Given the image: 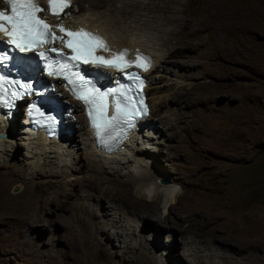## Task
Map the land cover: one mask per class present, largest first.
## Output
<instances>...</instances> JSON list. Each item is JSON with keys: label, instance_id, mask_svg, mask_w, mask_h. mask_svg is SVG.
<instances>
[{"label": "rangeland", "instance_id": "rangeland-1", "mask_svg": "<svg viewBox=\"0 0 264 264\" xmlns=\"http://www.w3.org/2000/svg\"><path fill=\"white\" fill-rule=\"evenodd\" d=\"M75 1L116 44L166 60L148 78L149 157L103 162L75 114L70 150L38 159L13 123L0 145V264H264V0H235L233 19L225 0H125L124 13L122 0ZM161 185L177 194L168 215Z\"/></svg>", "mask_w": 264, "mask_h": 264}, {"label": "snow or ice", "instance_id": "snow-or-ice-1", "mask_svg": "<svg viewBox=\"0 0 264 264\" xmlns=\"http://www.w3.org/2000/svg\"><path fill=\"white\" fill-rule=\"evenodd\" d=\"M5 3L8 10H0V35L6 37L7 52L12 54V59L21 65L22 70H32L33 62L38 58L36 69L42 66L44 75L62 81L73 99L83 105L96 143L110 151L137 117L147 115L139 91L144 81L136 72L129 70L148 71L151 64L149 58L137 52L133 60H128V53L123 49L107 58L97 55V51H108L107 44L99 36L82 28L70 30L60 22L50 25L38 17L41 8L34 0H5ZM46 3L49 14L59 21L64 10L70 8L71 0H46ZM54 44L61 45L68 53L53 47ZM17 52L22 55L16 56ZM8 59L9 56L0 51V64ZM81 65H91L93 69L110 68L122 73L125 80L132 82L136 95L133 96L132 88L126 89V86L101 90L92 80L85 78ZM31 90L29 83L9 81L0 76V103L4 106H9V101L5 100L9 93L11 99H19ZM29 108L44 117L49 125L55 123L53 116H44L33 105Z\"/></svg>", "mask_w": 264, "mask_h": 264}, {"label": "bare ground", "instance_id": "bare-ground-1", "mask_svg": "<svg viewBox=\"0 0 264 264\" xmlns=\"http://www.w3.org/2000/svg\"><path fill=\"white\" fill-rule=\"evenodd\" d=\"M89 1V0H88ZM118 1V0H117ZM210 1H212V0H210ZM215 1V0H214ZM240 1V0H239ZM108 2H112V0H90L89 1V3H91V5H92V7L93 8H98V9H100V8H102V6H105L106 4H108ZM115 2V1H114ZM121 2V4H120V6L118 7V9L119 10H117V11H119V12H121V13H124V12H126V8L127 7H130V6H132L133 4H132V2H130V1H125V0H122V1H120ZM194 2V1H193ZM223 2V1H222ZM234 3L235 2V0H225V3H226V8H225V10H226V12H227V15H228V17H230V19H233L234 18V14L235 13H237L238 12V7L236 6V5H234V6H232V4L231 3ZM202 3V2H201ZM201 3H199V5L201 4ZM76 4V1L74 0V5ZM110 4V3H109ZM114 4V3H113ZM213 4V3H212ZM222 4V3H221ZM231 4V7H229L228 8V6ZM112 5V4H111ZM195 5V4H194ZM225 5V4H224ZM135 6V5H134ZM179 6V5H178ZM215 6V5H214ZM136 7V6H135ZM144 7V6H143ZM204 8V7H203ZM213 8V7H212ZM221 8H222V6L221 7H217V9H216V14H218L220 11H222L221 10ZM228 8V9H227ZM75 9H76V6H75V8H74V6H73V8H72V10H71V12H72V14H73V16H74V21L75 22H77L78 24H80L79 26H87L88 28H92V29H97L99 32H102V33H104L108 38H109V40H110V43L112 44V45H114V46H118V47H122V46H124V47H130L131 48V50H132V52H133V50H134V48L135 47H137V50H139L140 52H142V53H146V54H153V60H152V68L149 70V72L147 73V86H146V88H144V93L145 94H147L146 95V97L148 96V92H150V91H152L153 89H155V88H152V86L154 85H151L150 83L152 82L150 79H149V82H148V78H150V72L154 69V70H156V69H158L159 68V66H160V63L161 62H165L166 60H164V59H159L160 57H158V56H156L155 55V53L153 52L154 50H152V48H147V47H144V46H142L141 44H136L134 41H131L130 39L127 41L128 42V44L127 43H125V42H119L118 44H116V42H114L113 40H111L110 39V37L108 36V34H107V32L105 31V29L104 28H102L101 26H100V24H96L95 22H92V21H89L88 19H86L85 18V16H86V14H85V11H87V10H84V9H82V8H79V10H78V12L77 13H75ZM242 9V8H241ZM127 10H128V8H127ZM199 11V10H198ZM244 11V10H243ZM183 12V11H182ZM204 12V11H203ZM198 13V12H197ZM129 14V13H128ZM205 14V13H204ZM206 14H208V13H206ZM224 14H225V12H224ZM126 15V14H125ZM223 15V14H222ZM236 15V14H235ZM191 16V15H190ZM198 16V15H197ZM202 16V15H201ZM139 17V16H138ZM199 17V16H198ZM206 17V16H205ZM183 18V17H182ZM189 18V17H188ZM201 18V17H200ZM138 19V18H137ZM208 19V18H207ZM203 20H205V19H203ZM210 20V19H209ZM219 20V19H218ZM223 21H224V19H222ZM199 21V20H198ZM208 21V20H207ZM228 21V20H227ZM219 22H221V21H219ZM229 22V27H232L233 26V21H228ZM236 22V21H235ZM217 23V22H216ZM237 23V22H236ZM190 24V23H189ZM208 23H206V25H207ZM210 24V23H209ZM208 24V25H209ZM157 25V24H156ZM168 25V24H167ZM204 25V24H203ZM213 25V24H212ZM218 25H220V24H218ZM223 25V24H222ZM227 25V24H226ZM223 26H225V24L223 25ZM228 26V25H227ZM68 28H74V24L73 23H71L70 25H68L67 26ZM184 27V26H183ZM185 27H186V24H185ZM193 27V26H192ZM210 27V26H209ZM208 27V28H209ZM214 27V26H213ZM220 27V26H219ZM236 27V26H235ZM205 28V27H204ZM207 28V27H206ZM212 28V27H211ZM103 29V30H102ZM189 29V28H188ZM210 29V28H209ZM208 29V30H209ZM219 29V28H218ZM218 29H216V30H218ZM168 30V29H167ZM177 30V29H176ZM201 30H202V28H201ZM212 30V29H211ZM165 31V30H164ZM173 31H174V29L171 27V29H169V33H168V35L169 36H172L173 35ZM212 31H214V30H212ZM217 32V31H216ZM225 32H226V30H225ZM228 32V31H227ZM166 33V32H165ZM179 33V32H178ZM192 33V31L191 30H188V31H183L182 33H181V35H182V37L183 38H186V35L187 34H191ZM211 34V33H210ZM214 34V33H213ZM177 35V34H176ZM179 35V34H178ZM194 35V34H193ZM178 37H180V36H178ZM194 37V36H193ZM201 37V36H200ZM131 38V37H130ZM178 39V38H177ZM180 40V39H179ZM187 40V39H186ZM173 41H174V39H173ZM175 41H177V40H175ZM181 43L183 42V40L182 41H180ZM169 43V42H168ZM186 45V44H185ZM186 46H188V45H186ZM220 47V46H219ZM175 48V47H174ZM183 48V47H182ZM173 49V48H172ZM171 49V50H172ZM178 49V48H177ZM171 50L169 49V52H167V54L169 55L170 54V52H171ZM174 52V51H173ZM176 54V53H175ZM181 54H183L182 53V51H181ZM173 55V54H172ZM148 75H149V77H148ZM155 83V82H154ZM109 85V84H108ZM151 85V86H150ZM155 91V90H154ZM149 99H151V98H149ZM153 104V102H152V99L150 100V104ZM156 108V107H155ZM151 111H152V109H151ZM150 111V112H151ZM2 117V116H1ZM0 117V118H1ZM58 117V116H57ZM148 117H151V114H150V116H148ZM78 119H80L79 121H80V123L82 124V120H81V117H77ZM149 122L151 123L150 124V127L148 128V130L150 131L151 129H152V127H154L153 125H156V124H153L152 122H153V119H151L150 118V120H149ZM13 123H15L16 124V122H10V123H6V125H4L3 124V122L2 121H0V145H4L6 142L7 143H9L10 141H9V139H8V137L10 138V137H12L13 135H14V131H16L15 129L16 128H10L11 127V125L13 124ZM14 124V125H15ZM13 125V126H14ZM73 127H75V124H73ZM80 127H82L81 125H80ZM19 128V127H18ZM17 128V129H18ZM19 129H25L24 128V126L23 127H21L20 126V128ZM82 129H84L83 127H82ZM154 129H156V131H158V128H154ZM6 132V133H5ZM25 133L24 134H26L25 135V137L26 136H28V141L26 142V145H27V147L28 148H30V149H32V150H34L36 153V155H35V157L36 158H38V159H40V157L41 156H43V155H45L46 156V154H47V156L48 155H50V154H52V153H54L55 154V156H58V153H57V151L59 150H61V152H67V151H69V150H67V146H68V143L69 142H72V143H75L76 141L75 140H73V139H69L67 142H65V143H62L61 141H58V140H56V139H49V140H47V139H44V137L42 136V134H41V132L39 131V132H37L36 131V133H26V131H24ZM149 134H150V132H149ZM88 135V134H87ZM1 136H3V137H5L6 136V138H3V137H1ZM148 136H152V134H150V135H148ZM24 137V138H25ZM1 138H3V139H1ZM27 140V139H26ZM73 140V141H72ZM149 142V141H148ZM90 143H91V140H90ZM128 145V144H127ZM145 147V146H144ZM37 151H39V153H37ZM58 151V152H59ZM99 151V150H98ZM120 152L122 151V150H119ZM145 150L143 149V148H140V149H138L137 151H136V153H135V159L137 160V158L138 159H140L139 157H144V158H148L149 157V154L145 151ZM100 155H99V157H100V159H102L103 160V162L105 161V162H108L109 163V158L110 157H115V156H117L118 154H120V153H117V154H115V153H113V154H111V155H108V154H105V153H102V152H100L99 153ZM133 154H134V150H132V153H129L127 156H121L122 157V159H128L129 157H132L133 156ZM65 156H66V154H65ZM61 157H63V154H62V156ZM60 157V158H61ZM55 158V157H54ZM57 158V157H56ZM134 158V157H133ZM129 160V159H128ZM142 160H143V158H142ZM124 161V160H123ZM141 161V160H140ZM129 161H127V163H128ZM131 162V161H130ZM129 162V163H130ZM155 165V164H154ZM131 166V165H130ZM135 168V167H134ZM159 174V173H158ZM160 176H162V175H164L163 173H160L159 174ZM135 180H137V179H139V180H146V175H144L143 173H142V175H140V176H134L133 177ZM152 184V183H151ZM170 187H166V186H162L161 185V188H162V190H163V194H164V196L165 197H170L171 198V203L170 204H168L167 205V208H166V212H167V214L166 215H168L169 214V212H171L172 211V208H171V204H173L174 203V201L176 200V195L177 194H175V186H173V185H169ZM173 186V187H172ZM151 189V188H150ZM149 189V190H150ZM176 193H178V192H176ZM148 195V194H147ZM150 196V195H149ZM148 196V197H149ZM167 197V198H168ZM169 199V198H168ZM2 201H4V198H0V202H2ZM172 213V212H171ZM156 213H155V211H153V212H151V215H155ZM150 215V216H151ZM193 215V214H192ZM195 218H197V216L196 215H193ZM167 219H171V218H168V216H166V218L164 217V221H168ZM173 219L175 220L176 219V222H173V224H172V227H175V228H177L178 229V231H179V233H180V235L181 234H183V232H184V230H182L180 227H181V225L182 224H186L185 222H184V220H183V218L181 217V219H180V216H175V217H173ZM172 221V220H171ZM204 221V220H203ZM191 225V224H190ZM246 228H247V226H246ZM214 232V231H213ZM203 238V237H202ZM210 241H212V242H215V241H219L221 244H222V241H220V240H218V238H216V237H210ZM231 244V243H230ZM230 244H227V242H226V247L228 248V249H230V251H232V252H237V253H239L240 251H239V247L238 248H236V247H232ZM233 245V244H232ZM238 246V245H237ZM241 249V248H240ZM236 253V254H237ZM231 257L232 256H229V257H226V259L227 260H229V259H231ZM234 257V256H233ZM232 260V259H231ZM229 262V261H228ZM233 264V263H232Z\"/></svg>", "mask_w": 264, "mask_h": 264}, {"label": "clouds", "instance_id": "clouds-1", "mask_svg": "<svg viewBox=\"0 0 264 264\" xmlns=\"http://www.w3.org/2000/svg\"><path fill=\"white\" fill-rule=\"evenodd\" d=\"M71 15H72V14H71ZM69 18L72 19V20H70V21H71L74 25H76L75 22H74V16L72 15V18H71V16H70ZM76 23H77V22H76ZM77 24H78V23H77ZM101 35L103 36L104 39H106L107 42L110 43L109 38H108L104 33L101 32ZM110 44H111V43H110ZM111 45H112V44H111ZM112 46H113V45H112ZM122 47H124V46H122ZM127 48L131 49L130 47H127ZM134 49H137V47H135ZM152 65H153V64H152ZM151 68H152V67H151ZM146 95H147V94H146ZM146 99H147V101H148L149 104H150V101H149L148 96L146 97ZM148 107H149V109H150V105H149ZM150 111H151V109H150ZM150 111H149V115H148V116H150V114H151ZM148 116H147V118L144 120V122H143V120H142V124H144L142 128H139L137 131H134V130H131V131H130L128 142H124L123 146L120 147V148H121L120 150H122L121 152L118 151V152L115 153V154H117V153H120V154H118V155L115 156V157H110V158H109V162H110V163L115 162V161H120L119 158H120L121 156H127L129 153H132V150H134V153H136V151H137L138 149H140V148H146V147H147V143L143 140V138H144V137H148V135H150V134H149V130H148V128L150 127V122H149L150 117H148ZM146 124H147V125H146ZM88 138H89V137H88ZM68 140H69V139L65 140L63 143L67 142ZM127 144H128V145H127ZM91 145L94 147L95 150H98V149L95 147V143H94L92 140H91ZM144 146H145V147H144ZM100 152H101V151H100ZM111 154H113V153H111ZM111 154H108V155H111ZM121 158H122V157H121Z\"/></svg>", "mask_w": 264, "mask_h": 264}, {"label": "water", "instance_id": "water-1", "mask_svg": "<svg viewBox=\"0 0 264 264\" xmlns=\"http://www.w3.org/2000/svg\"><path fill=\"white\" fill-rule=\"evenodd\" d=\"M1 137H3V136H1ZM4 138V137H3ZM14 191H17V189H15Z\"/></svg>", "mask_w": 264, "mask_h": 264}]
</instances>
